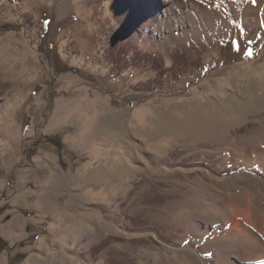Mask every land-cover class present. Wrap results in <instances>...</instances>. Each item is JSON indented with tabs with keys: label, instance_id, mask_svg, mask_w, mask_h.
I'll return each instance as SVG.
<instances>
[{
	"label": "rangeland",
	"instance_id": "obj_1",
	"mask_svg": "<svg viewBox=\"0 0 264 264\" xmlns=\"http://www.w3.org/2000/svg\"><path fill=\"white\" fill-rule=\"evenodd\" d=\"M118 1L0 0V264L247 263L228 219L246 192L264 211V0L165 43L161 0Z\"/></svg>",
	"mask_w": 264,
	"mask_h": 264
},
{
	"label": "bare ground",
	"instance_id": "obj_2",
	"mask_svg": "<svg viewBox=\"0 0 264 264\" xmlns=\"http://www.w3.org/2000/svg\"><path fill=\"white\" fill-rule=\"evenodd\" d=\"M130 1L131 0H119V3H115L117 6H125L124 12L129 13L130 9L128 3H130ZM231 1L232 0H225V4L223 5L222 3L219 4L218 0H161V7L159 8L158 6L155 9L156 15H152L150 17V20L147 22L149 23V25L146 27L150 26L152 30L157 31L156 35L158 39L155 40L156 42L160 43H165L168 40H175L176 36H174V30L184 29L185 32L187 30L185 28L189 27L192 32L198 33L200 31V27H202V22L200 21V19L204 14L206 16L204 17L203 21L209 22L211 24V27H217V29H219L220 27H222V25H219V21L221 19H225L226 8L231 3ZM179 5H184L186 9L185 11L183 10V13L178 14V17L176 16L177 11L175 13L174 9L176 8V6ZM200 7H204L203 10ZM261 7V9H263V5ZM261 9L257 8L254 11L259 10L260 12L258 15L261 16ZM201 12L204 14L202 15ZM252 16L254 17V21H256L257 15L253 14ZM193 21L196 22V27H193ZM202 29L200 31L201 33ZM249 158L245 160L251 162L254 158L259 159V157H252L250 159ZM245 194V196L248 198L247 205L243 207H240L238 205L230 207L229 215L232 214L233 216L228 219L229 222L232 224V228L230 227L231 229L228 231H233V233L238 234L244 239H246L248 235H252L254 237V243L253 245L242 246L240 252H238L237 258H240L241 256L242 259H240L248 261L247 263H243L241 261L235 263L231 260L232 258H229L225 255L223 264H262L259 262H264V211L254 210L253 200L250 197V193L247 194L246 192ZM240 211H242L244 214L238 215ZM236 216L237 218L235 219ZM241 221H244V224H242ZM211 226L214 229L219 228L217 225L212 224ZM254 227H256L255 230L253 229ZM250 261L252 262L250 263Z\"/></svg>",
	"mask_w": 264,
	"mask_h": 264
}]
</instances>
